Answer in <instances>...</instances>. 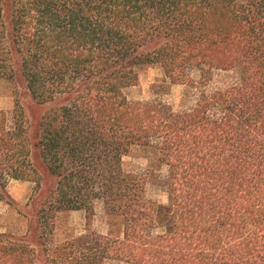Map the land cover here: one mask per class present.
<instances>
[{
	"label": "trees",
	"instance_id": "obj_1",
	"mask_svg": "<svg viewBox=\"0 0 264 264\" xmlns=\"http://www.w3.org/2000/svg\"><path fill=\"white\" fill-rule=\"evenodd\" d=\"M142 65L188 102L130 99ZM6 68L48 107L30 135L0 109V200L37 170L53 197L30 236L0 233V264H264V0H0ZM85 197L108 232L54 243L45 210L89 213Z\"/></svg>",
	"mask_w": 264,
	"mask_h": 264
},
{
	"label": "rangeland",
	"instance_id": "obj_2",
	"mask_svg": "<svg viewBox=\"0 0 264 264\" xmlns=\"http://www.w3.org/2000/svg\"><path fill=\"white\" fill-rule=\"evenodd\" d=\"M6 76L0 75V109L10 113L14 104L22 107L28 135L32 132L33 124L39 115L47 109L46 105L35 103L23 84L15 80L11 71L6 68ZM2 69L0 73L2 74ZM130 99L161 98L182 107L189 98L186 88L182 85L169 84L168 79L156 65H142L138 67V82L126 90ZM147 160L138 149H132L123 157V167L126 170L143 171ZM40 167V166H38ZM53 180L47 179L46 174L37 170L34 177L29 179H11L6 185V195L0 200V233H10L15 236H30L29 225L39 209L44 197H53L49 194V185ZM52 189V187H50ZM49 188V189H50ZM147 195L159 202H166L164 189L149 185ZM92 199L93 207L88 213L82 209L50 211L45 223L46 232L52 237L54 243H59L72 236L85 234L87 230L106 234L108 232V219L104 213L102 203L96 197ZM112 233L117 235L121 230L118 219L112 220Z\"/></svg>",
	"mask_w": 264,
	"mask_h": 264
}]
</instances>
